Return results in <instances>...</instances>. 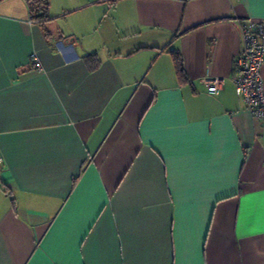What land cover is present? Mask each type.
Wrapping results in <instances>:
<instances>
[{
    "label": "crops",
    "instance_id": "crops-1",
    "mask_svg": "<svg viewBox=\"0 0 264 264\" xmlns=\"http://www.w3.org/2000/svg\"><path fill=\"white\" fill-rule=\"evenodd\" d=\"M48 2L0 0V264H264V124L231 78L264 0Z\"/></svg>",
    "mask_w": 264,
    "mask_h": 264
},
{
    "label": "built area",
    "instance_id": "built-area-1",
    "mask_svg": "<svg viewBox=\"0 0 264 264\" xmlns=\"http://www.w3.org/2000/svg\"><path fill=\"white\" fill-rule=\"evenodd\" d=\"M238 32L241 38L242 48L234 62V74L232 80L237 97L243 102L246 111L254 122L264 124V84H262L260 72L264 66V19H248L238 22ZM39 70L40 64L33 54L30 58ZM201 83L210 94H216L221 90L223 82L219 78H204ZM3 160L0 156V169Z\"/></svg>",
    "mask_w": 264,
    "mask_h": 264
},
{
    "label": "trees",
    "instance_id": "trees-1",
    "mask_svg": "<svg viewBox=\"0 0 264 264\" xmlns=\"http://www.w3.org/2000/svg\"><path fill=\"white\" fill-rule=\"evenodd\" d=\"M29 6H30V15L31 19L36 22L45 23L48 19V13L46 12L48 10V1L49 0H28ZM173 60H174V66L177 80H179L181 83L185 81V75L182 68V62L178 55L173 54ZM91 58V57H90Z\"/></svg>",
    "mask_w": 264,
    "mask_h": 264
}]
</instances>
